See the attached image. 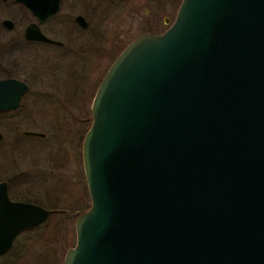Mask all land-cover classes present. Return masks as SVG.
<instances>
[{
	"label": "water",
	"instance_id": "95a60500",
	"mask_svg": "<svg viewBox=\"0 0 264 264\" xmlns=\"http://www.w3.org/2000/svg\"><path fill=\"white\" fill-rule=\"evenodd\" d=\"M15 1L39 22L60 2ZM27 90L0 80V111ZM89 112V208L63 264H264V0H181L114 60ZM48 214L0 182V256Z\"/></svg>",
	"mask_w": 264,
	"mask_h": 264
},
{
	"label": "rangeland",
	"instance_id": "374dc122",
	"mask_svg": "<svg viewBox=\"0 0 264 264\" xmlns=\"http://www.w3.org/2000/svg\"><path fill=\"white\" fill-rule=\"evenodd\" d=\"M153 17L141 13V18L147 21ZM164 17L172 18L173 14L161 13L160 20L151 28L162 31ZM60 21L61 16L49 20L45 32L49 34ZM145 27L142 30L148 29L147 25ZM142 30H132V36ZM127 43L114 44L108 58L98 57L92 67L86 65L89 76L85 83L93 82L89 94H72L70 87L68 90L61 85L65 72L72 75L74 86L79 88L84 78L81 67L86 61L79 59L82 65L76 59L71 61V57L58 61L61 50L44 47L43 65L37 69L44 73L42 85L49 88L38 92V87H32L22 97L16 111L0 114V182L8 184V198L34 203L49 211L42 225L19 234L10 251L0 257V264H63L66 250L74 246L75 221L89 208L81 145L91 122L89 108L95 82L102 80L112 60ZM55 102L63 103L65 109L62 106L52 109ZM23 131L41 133L45 137H24Z\"/></svg>",
	"mask_w": 264,
	"mask_h": 264
},
{
	"label": "flooded vegetation",
	"instance_id": "af4514ba",
	"mask_svg": "<svg viewBox=\"0 0 264 264\" xmlns=\"http://www.w3.org/2000/svg\"><path fill=\"white\" fill-rule=\"evenodd\" d=\"M180 3L181 0H60L57 13L39 22L33 13L21 3L15 0H0V80H18L27 85L28 90L21 96V99L32 90V87H38V92L40 89L49 88L42 85V82L45 80L43 78L44 73L38 72L37 68L39 65H43L44 60H41V58L46 51L44 47L60 49L61 53L58 61L71 57V61L76 59L80 64V60L89 63H84V66L81 67L83 68L84 78L80 80L79 88L74 86L73 79L71 78L72 75L64 74L65 72L62 74L61 85L68 90L70 87L72 94H89L91 92L89 89L93 85V82L91 80V82L85 83L89 76V72L86 71V65L92 67V64L96 62L95 59H98V57L108 58V54L111 53V48L114 44L123 45L128 41L127 47L132 41L143 34L159 35L163 33L172 24ZM73 10L76 11L73 12ZM64 11L67 12L63 14ZM141 13L143 15L149 13L154 17L147 21L141 18ZM161 13L173 14V17H164L162 19L164 29L157 31L156 28L153 27V29L151 26H155L156 21L160 20ZM56 16H61V21L55 28L50 29L49 34H47L45 32L46 24ZM146 25L148 29L142 30L146 28ZM31 26L36 27L44 37L58 44L26 38V30ZM30 30L33 34V30ZM132 30L134 32L142 31L137 35H134V33L132 36ZM122 51L118 53L110 65ZM110 57H112V54ZM70 66L72 67V65ZM52 79H56V77H52ZM99 83L95 82L96 88L94 94ZM52 104L55 105L52 109H59L61 106L65 109L66 107L61 102ZM19 105L14 110L0 111V114L14 112L19 108ZM44 137L45 135L34 138L43 139Z\"/></svg>",
	"mask_w": 264,
	"mask_h": 264
}]
</instances>
